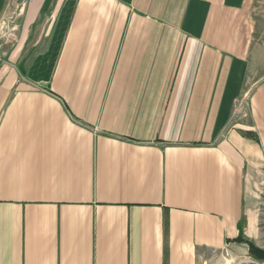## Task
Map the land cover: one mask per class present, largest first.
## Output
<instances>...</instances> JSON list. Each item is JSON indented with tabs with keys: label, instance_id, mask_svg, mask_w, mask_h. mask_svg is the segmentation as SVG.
<instances>
[{
	"label": "crops",
	"instance_id": "crops-1",
	"mask_svg": "<svg viewBox=\"0 0 264 264\" xmlns=\"http://www.w3.org/2000/svg\"><path fill=\"white\" fill-rule=\"evenodd\" d=\"M22 1L0 61V264H264L253 0Z\"/></svg>",
	"mask_w": 264,
	"mask_h": 264
},
{
	"label": "rangeland",
	"instance_id": "rangeland-1",
	"mask_svg": "<svg viewBox=\"0 0 264 264\" xmlns=\"http://www.w3.org/2000/svg\"><path fill=\"white\" fill-rule=\"evenodd\" d=\"M12 1L10 8L3 14L4 16L0 21V61L5 57L7 45L13 37L14 26L18 20V13H20L23 2L22 0ZM251 5L256 27L255 44H257V47H260L262 51L260 57L261 60H264V0H253Z\"/></svg>",
	"mask_w": 264,
	"mask_h": 264
},
{
	"label": "built area",
	"instance_id": "built-area-1",
	"mask_svg": "<svg viewBox=\"0 0 264 264\" xmlns=\"http://www.w3.org/2000/svg\"><path fill=\"white\" fill-rule=\"evenodd\" d=\"M225 255L229 256L228 252H226ZM233 264H260V263L255 261L254 259L248 258V259H241L237 262H233Z\"/></svg>",
	"mask_w": 264,
	"mask_h": 264
},
{
	"label": "trees",
	"instance_id": "trees-1",
	"mask_svg": "<svg viewBox=\"0 0 264 264\" xmlns=\"http://www.w3.org/2000/svg\"><path fill=\"white\" fill-rule=\"evenodd\" d=\"M250 251H251V254H255L256 256H260L261 254L264 253L263 250L255 247L253 244H250ZM264 255V254H263Z\"/></svg>",
	"mask_w": 264,
	"mask_h": 264
}]
</instances>
